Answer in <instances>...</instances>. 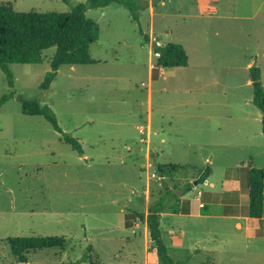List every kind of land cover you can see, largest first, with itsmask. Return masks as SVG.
<instances>
[{
	"label": "rangeland",
	"instance_id": "obj_1",
	"mask_svg": "<svg viewBox=\"0 0 264 264\" xmlns=\"http://www.w3.org/2000/svg\"><path fill=\"white\" fill-rule=\"evenodd\" d=\"M87 1L0 3L61 12ZM147 1L139 22L117 3L89 9L100 29L90 46L96 62L61 66L48 90L40 84L54 47L42 63L10 65L15 96L0 107V264H19L8 243L17 236L66 238L64 249L31 252L27 264H70L85 255L89 260L80 264H161L134 213H146L165 183L195 182L207 166L209 184L227 172L264 169L250 70L260 69L264 87V0ZM155 42L182 44L188 66L159 69L153 79ZM11 90L0 69V97ZM17 96L50 106L84 154L45 118L24 114ZM166 163L180 165V172L160 176L157 167ZM208 189L195 184L185 197L196 200ZM160 223L174 264H264V241L204 232L171 213Z\"/></svg>",
	"mask_w": 264,
	"mask_h": 264
},
{
	"label": "trees",
	"instance_id": "obj_2",
	"mask_svg": "<svg viewBox=\"0 0 264 264\" xmlns=\"http://www.w3.org/2000/svg\"><path fill=\"white\" fill-rule=\"evenodd\" d=\"M158 1L162 0H155L153 4L157 5ZM111 3L125 7L135 22H139L140 12L149 7L147 0H88L85 3L73 5L68 11H16L11 4L0 3V69L6 76L8 86L12 89L0 97V107L15 96L13 90L15 79L10 69L11 64L42 63L44 52L54 47L50 70L45 73L40 84V89L48 90L61 66L95 63L96 61L90 56V46L98 40L100 29L98 21L89 17L87 11L105 7ZM140 33L146 42L150 41L149 36L144 34L142 29ZM152 52L157 57L152 72L153 79L159 76V69L187 67L189 64L187 51L180 43L170 42L162 45L155 42L152 45ZM250 70L253 77V103L262 113L261 124L264 135V87L261 82V71L256 66L251 67ZM17 99L21 102V110L24 114L42 116L59 133L62 141L80 155L84 154L80 141L61 129L57 116L50 106L40 103L37 99L25 100L20 96H17ZM180 170V165L170 163L160 164L157 167L160 176L180 172ZM210 174L211 167L207 166L195 182L173 180V187L165 183L163 191L149 204L146 214L134 213L139 221L146 223L150 239L154 244L153 248L161 264H174L160 227L161 214L164 212L188 213L189 209L183 210L181 206L183 197L193 190L195 184L205 182ZM246 184L250 198L249 216L262 218L264 216V169L251 168ZM187 203L189 204V201ZM125 226H131L128 220ZM8 243L18 263L27 264L28 255L31 252L48 248L64 249L66 238L65 236H17L9 238ZM88 260L89 258L85 255L70 264H80ZM187 263L188 259L178 262V264Z\"/></svg>",
	"mask_w": 264,
	"mask_h": 264
},
{
	"label": "crops",
	"instance_id": "obj_3",
	"mask_svg": "<svg viewBox=\"0 0 264 264\" xmlns=\"http://www.w3.org/2000/svg\"><path fill=\"white\" fill-rule=\"evenodd\" d=\"M211 174H213L212 168ZM228 174L227 172L219 182L210 184L207 181L208 177L205 181L209 186L208 190L199 191L196 200L187 197L190 199L188 213L164 212L160 221L165 213H171L186 217L198 224L204 232H239L247 240L264 241V216L262 218L249 216V190L243 183L248 175ZM187 198L183 197V199ZM200 204H203V207H200ZM162 232L164 234L163 230Z\"/></svg>",
	"mask_w": 264,
	"mask_h": 264
},
{
	"label": "built area",
	"instance_id": "obj_4",
	"mask_svg": "<svg viewBox=\"0 0 264 264\" xmlns=\"http://www.w3.org/2000/svg\"><path fill=\"white\" fill-rule=\"evenodd\" d=\"M142 132V130H140ZM164 177H160V179H163ZM200 207H203V204H200Z\"/></svg>",
	"mask_w": 264,
	"mask_h": 264
},
{
	"label": "water",
	"instance_id": "obj_5",
	"mask_svg": "<svg viewBox=\"0 0 264 264\" xmlns=\"http://www.w3.org/2000/svg\"><path fill=\"white\" fill-rule=\"evenodd\" d=\"M251 80L253 81V77H252V75H251Z\"/></svg>",
	"mask_w": 264,
	"mask_h": 264
}]
</instances>
